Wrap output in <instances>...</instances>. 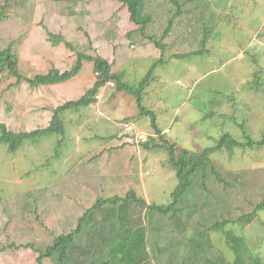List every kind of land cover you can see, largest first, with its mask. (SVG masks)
Segmentation results:
<instances>
[{
    "label": "rangeland",
    "instance_id": "obj_1",
    "mask_svg": "<svg viewBox=\"0 0 264 264\" xmlns=\"http://www.w3.org/2000/svg\"><path fill=\"white\" fill-rule=\"evenodd\" d=\"M177 1L180 16L172 0H145L153 19L146 33L166 48L143 106L156 112L157 125L177 144L178 156L201 154L227 133L243 143L246 136L262 140L264 0ZM0 13V52L11 46L29 78L45 74L46 67L64 68L51 35L64 37L78 53L108 59L134 88L161 58L116 0H0ZM169 20L171 33L162 39ZM203 24L218 30L209 53L177 58L198 49L196 34ZM187 29L195 36L188 37ZM57 49L65 51V67L75 64V51L65 43ZM92 65L85 61L79 73L86 84L95 82ZM73 82L37 88L0 71V124L16 133L49 127L55 108L87 92L84 82ZM113 82L116 86H107L90 107L61 114L65 136L26 140L16 153L0 141V264H38L39 253L26 246L46 252L101 198L134 189L148 204L174 201L179 181L168 152L140 145L160 138L150 117L141 114L137 96ZM211 157L223 181L208 166L194 176L176 219L155 218L150 264H235L228 234L244 241L245 264L264 261V210L253 215L264 199V145ZM144 212L132 208L131 220Z\"/></svg>",
    "mask_w": 264,
    "mask_h": 264
},
{
    "label": "trees",
    "instance_id": "obj_2",
    "mask_svg": "<svg viewBox=\"0 0 264 264\" xmlns=\"http://www.w3.org/2000/svg\"><path fill=\"white\" fill-rule=\"evenodd\" d=\"M54 2H64L65 0H53ZM130 15V21L137 26V32L144 38L153 43L160 50L161 58L150 69L148 74L140 82L137 88L131 87L123 82L124 75H118L112 71L113 64L102 56H95L78 53L71 43L67 42L64 37H56L51 35L54 44L57 46L65 43L66 47L77 53L75 64L65 71H60L56 67H52L46 74H38L35 78L24 76L20 71L19 57L14 55L12 47H8L0 52V71L9 72L17 78L18 82L25 81L32 87L52 86L60 83H66L74 79L81 72L84 62L89 61L94 65V74L96 75L93 87L89 89L83 96L77 100L65 101V103L55 108L53 119L49 127L38 129L31 132H13L2 123L0 124V141L7 146L10 153H16L26 140L37 139L38 137L48 136L52 134H60L65 136V126L63 125L61 114L68 110L79 111L83 107H90L97 102L96 97L101 94L109 83L116 81L119 91H127L137 96L138 106L141 114L151 119V126L155 130L158 138H152L141 146L145 150L164 149L169 154V164L176 171L178 185L172 196L174 201L169 205L148 204L146 200L139 197L134 189H130L125 196L115 195L108 198L99 199L94 206L87 209L79 219L78 227L68 233L57 235L53 244L47 247L46 252L35 250L32 245L26 246L39 253L37 258L38 264H44L45 260H52L54 264H150L149 235L152 232L150 225L154 223L155 218L167 217L168 219H176L180 209L177 206L183 200L189 189L193 185L194 176L201 171H206L210 166L211 172L215 175L218 182H222L221 174L216 171L213 165L212 155L217 152L228 151L234 152V149H246L253 147H261L264 145V136L262 140L255 141L250 136H246L247 142L243 143L233 138L229 133L224 134L213 148L204 150L201 154L194 156L177 155V144L171 142L167 138V134H162V130L156 122V112L152 109L144 107V96L148 93V87L155 80L154 72L159 63H164L165 45L162 41H155V37L148 36L147 30L152 23V16L146 13L145 0H116ZM178 5L177 0H172ZM194 4V0H188ZM178 13L180 16L181 7L178 5ZM3 20V14L0 13V22ZM173 21L169 20L162 39L168 38L171 33ZM201 31L195 41H198V49L176 56L177 58H186L187 56H202L209 53L208 44L217 33L211 32L204 24L200 27ZM192 32V33H191ZM193 30L187 29L186 34L195 36ZM256 86H260L259 76L256 75ZM114 83V82H113ZM115 84V83H114ZM261 89V87H258ZM264 91V87L261 89ZM244 129L243 126H241ZM159 141L161 143H159ZM151 143V144H149ZM61 145V142H60ZM138 211L145 209L144 214L131 220L130 210ZM264 210V199L257 205L254 214ZM173 213V215H170ZM156 215V216H154ZM154 216V217H153ZM216 227H220L219 224ZM229 237V238H228ZM228 241L232 244V249L236 255L235 264H245L242 256L244 241L228 234ZM242 248V249H241ZM255 264H264V261L255 259Z\"/></svg>",
    "mask_w": 264,
    "mask_h": 264
},
{
    "label": "crops",
    "instance_id": "obj_3",
    "mask_svg": "<svg viewBox=\"0 0 264 264\" xmlns=\"http://www.w3.org/2000/svg\"><path fill=\"white\" fill-rule=\"evenodd\" d=\"M62 44V43H61ZM61 44H59V45H57V46H55V48H56V56H57V58H60L61 59V63H63L64 64V68L62 69V68H58L60 71H65V70H69L70 68L69 67H71L72 66V64H73V61H72V63H71V65L70 66H68V67H65L66 65V63L64 62V59L62 58V52H63V54H65L64 52V49H62V50H58L57 48H59V46L61 45ZM64 45V44H63ZM52 50V49H51ZM48 52V51H47ZM61 52V53H60ZM51 53H54V51H51ZM21 55V54H20ZM26 57V56H25ZM52 58V57H51ZM108 60V59H107ZM21 62H22V56H21V61H20V65H21ZM91 63V62H90ZM109 63H111L110 61H109ZM92 64V63H91ZM112 64V63H111ZM84 66V65H83ZM91 66V65H90ZM92 67H93V65H92ZM52 68V67H51ZM51 68H49L48 69V67H46L45 68V71H43V73H48L49 72V70L51 69ZM57 68V67H56ZM91 69H89V71H90ZM92 70H93V68H92ZM115 70V68L114 67H112V71L113 72H115L114 71ZM90 76H92V75H90ZM89 76V77H90ZM125 79V78H124ZM72 82L73 81H75V82H73V84H75V83H80L81 81L82 82H84L85 83V85H86V88H87V91L89 90V89H91L92 87H93V84H94V82L92 81V80H90V83L89 84H86V79H82L81 77H80V75H78L77 77H75L74 79H72L71 80ZM70 83V81L69 82H66V83H60V84H56V85H52V86H50V87H55V88H58L59 86L60 87H63L65 84H69ZM25 88H27V87H25ZM105 89H108V87H106V88H104V90ZM31 90V89H30ZM62 91H64V89H62ZM84 94H82V96H83ZM72 100H75V99H72ZM45 107H47V106H45Z\"/></svg>",
    "mask_w": 264,
    "mask_h": 264
},
{
    "label": "built area",
    "instance_id": "obj_4",
    "mask_svg": "<svg viewBox=\"0 0 264 264\" xmlns=\"http://www.w3.org/2000/svg\"><path fill=\"white\" fill-rule=\"evenodd\" d=\"M110 87H114L115 84L113 82L109 83ZM141 142H145V139H143Z\"/></svg>",
    "mask_w": 264,
    "mask_h": 264
}]
</instances>
